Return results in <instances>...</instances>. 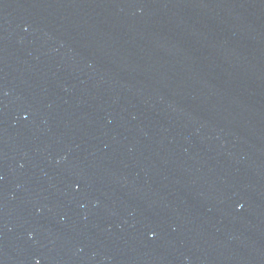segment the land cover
Masks as SVG:
<instances>
[{"label": "water", "instance_id": "water-1", "mask_svg": "<svg viewBox=\"0 0 264 264\" xmlns=\"http://www.w3.org/2000/svg\"><path fill=\"white\" fill-rule=\"evenodd\" d=\"M0 264H264V0H0Z\"/></svg>", "mask_w": 264, "mask_h": 264}]
</instances>
